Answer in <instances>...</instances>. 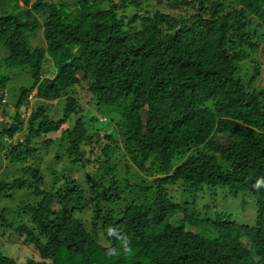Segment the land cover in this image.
Wrapping results in <instances>:
<instances>
[{"label": "trees", "instance_id": "1", "mask_svg": "<svg viewBox=\"0 0 264 264\" xmlns=\"http://www.w3.org/2000/svg\"><path fill=\"white\" fill-rule=\"evenodd\" d=\"M25 1L44 23L0 15L6 65L34 80L13 121L0 120V166L21 172L0 193L33 197L0 216L32 255L0 250V264H264V0ZM39 24L45 45L32 48ZM60 130L57 145L89 171L84 180L42 169L39 140ZM205 193L249 194L254 222L210 216Z\"/></svg>", "mask_w": 264, "mask_h": 264}, {"label": "rangeland", "instance_id": "2", "mask_svg": "<svg viewBox=\"0 0 264 264\" xmlns=\"http://www.w3.org/2000/svg\"><path fill=\"white\" fill-rule=\"evenodd\" d=\"M44 1L51 2V1H56V0H44ZM31 5L32 3L26 2L25 0H0V15L15 14L23 20L37 18L40 21V23H44L45 21L44 17L42 15L41 16L38 15L39 12L32 9ZM41 28H42V25L39 24V27L35 30V32L30 33L32 48H37L39 46L45 45L44 31H42ZM7 55L8 54L6 50L3 48V46L0 43V76L8 77V81L6 85V90L8 92V102H7L8 104H7L6 109L8 111L6 113L3 112V110L0 111V120H2L1 122H3V124H8L9 122L13 121V115L16 112L15 103L20 95L21 89L23 87L29 88L30 86H32L34 82L33 77L28 67H8L5 63V59ZM256 57L258 58L259 61L261 62L263 61L261 64L264 68V57H263L262 52L258 51ZM51 65H52V61L47 62L45 66L44 76L51 75L50 73H48L49 71L47 70ZM251 68H252L251 64L243 63L241 66L242 74L245 75L247 70L251 71ZM247 79L248 78H245V80ZM256 84L264 85V69L262 70V73L258 75V80ZM1 91L2 89L0 87V95L2 94ZM35 94H36V91H34L31 97L34 105L37 101ZM60 103L61 102L57 104H60ZM23 108L25 109V107ZM23 108L21 110H23ZM92 108L96 109L95 107H91V109ZM95 111L99 113V110H95ZM116 115H119V113L117 112ZM100 118L106 119L107 117L105 118L103 116H100ZM101 121L98 122V124H100ZM73 123H74V120H71L69 123L64 125V128L68 124L69 126H71ZM98 124H95V127H99ZM109 129H110L109 127H104L101 133H105L107 130L109 131ZM61 135H62V130L51 133L48 136L42 137L39 140L40 142L38 145V149L41 150L40 152L42 154H38V156L40 158L39 161L41 163L42 169L48 172L49 169L53 167H58L60 168V171H59L60 175H63L62 173L65 170V172L71 173L72 175L79 178L80 180H84V175L86 173H89V171L87 169H82L76 166L72 168V164H70V159L66 155L63 154L64 147H60L57 145ZM219 138L222 143H225V141L221 137ZM22 139H23L22 134L18 133L12 138V140L10 139L9 141L15 142V141L22 140ZM48 139L51 140L52 142L48 147H46L47 146L46 140ZM57 154L62 155V157L60 158L58 162H56L55 159H53L54 156H56ZM7 164H8L7 162H3V164L0 166V181L3 179L8 180V179H11L13 176L21 175V172L20 171L18 172L19 169L17 170L16 174H10L9 172L13 170V167L12 169L11 168L9 169ZM133 173H132L134 175V178H132L133 181L135 179H141V178L150 179L151 178V176L147 175L146 173H141V172H138V173L133 172ZM118 174H117L118 182L119 183L126 182L125 180H122V179L124 178L126 179L128 175L124 174L126 176L124 177L122 174L120 175ZM110 180L111 179L109 178H104L103 182L105 185H107ZM133 181L130 182V185H133ZM8 194L9 193L6 191L4 193H0V213L4 209H6V214H7L8 219H12L17 215V211H16L17 205H19L22 200L28 199V197L32 198L33 195L25 189H15L10 193V196H8ZM135 195L136 194L133 195V193H131V191H129L128 189H125L123 193V196L127 197L128 199H130L132 196H135ZM202 198H203V202H205L204 205H206V209H204V212L208 211L210 216L216 215V213L225 211L227 213H230L232 215L233 220H236L239 223L252 224L255 220L254 211L256 214V204H255V200L253 199V197H251L249 194H246V195L240 194V196L234 197L232 195L226 196V195H222V193H219L215 196L212 195L211 197H209L208 193H205L203 194ZM124 203L125 202L119 205H123ZM81 216L82 218L86 219L89 215L85 212ZM17 235L18 234L15 231H12L11 228H7L5 224L3 225V221L0 216V250L2 252H5V254L9 256H12L14 258H19L20 260H24L27 257L31 256L32 252L30 251V249L26 247L22 249L21 247H19V245L15 246L14 244L13 246V243H17L22 240V239L18 240Z\"/></svg>", "mask_w": 264, "mask_h": 264}, {"label": "built area", "instance_id": "3", "mask_svg": "<svg viewBox=\"0 0 264 264\" xmlns=\"http://www.w3.org/2000/svg\"><path fill=\"white\" fill-rule=\"evenodd\" d=\"M5 96H4V100H6V98H7V100H8V94L7 93H5L4 94ZM32 97V95L30 96V98ZM31 111V110H30ZM30 111H28V112H25V114H24V116H28L29 114H30ZM27 113H28V115H27Z\"/></svg>", "mask_w": 264, "mask_h": 264}]
</instances>
